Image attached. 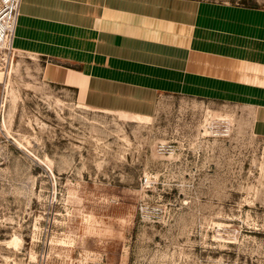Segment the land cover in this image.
<instances>
[{
  "label": "rangeland",
  "instance_id": "rangeland-1",
  "mask_svg": "<svg viewBox=\"0 0 264 264\" xmlns=\"http://www.w3.org/2000/svg\"><path fill=\"white\" fill-rule=\"evenodd\" d=\"M0 71V264H264V137L246 108L172 96L149 118L103 112L29 55L0 49Z\"/></svg>",
  "mask_w": 264,
  "mask_h": 264
},
{
  "label": "crops",
  "instance_id": "crops-1",
  "mask_svg": "<svg viewBox=\"0 0 264 264\" xmlns=\"http://www.w3.org/2000/svg\"><path fill=\"white\" fill-rule=\"evenodd\" d=\"M13 47L82 107L149 118L165 97L231 103L264 137V7L22 0ZM3 87L0 71V101Z\"/></svg>",
  "mask_w": 264,
  "mask_h": 264
},
{
  "label": "built area",
  "instance_id": "built-area-1",
  "mask_svg": "<svg viewBox=\"0 0 264 264\" xmlns=\"http://www.w3.org/2000/svg\"><path fill=\"white\" fill-rule=\"evenodd\" d=\"M22 0H0V49L7 50L11 55L19 54L13 47L16 27L20 17ZM8 74L5 71L3 94L0 101V132L3 130L4 95Z\"/></svg>",
  "mask_w": 264,
  "mask_h": 264
},
{
  "label": "bare ground",
  "instance_id": "bare-ground-1",
  "mask_svg": "<svg viewBox=\"0 0 264 264\" xmlns=\"http://www.w3.org/2000/svg\"><path fill=\"white\" fill-rule=\"evenodd\" d=\"M7 96L11 99H14L13 90H7ZM7 98V97H6ZM13 101V100H12ZM21 243V239L18 236H13V238L8 242V244L14 247H18Z\"/></svg>",
  "mask_w": 264,
  "mask_h": 264
}]
</instances>
